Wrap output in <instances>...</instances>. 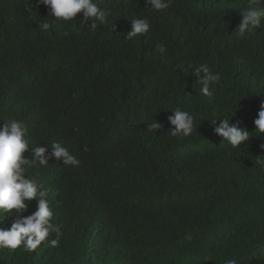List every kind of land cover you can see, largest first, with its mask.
<instances>
[{
    "label": "trees",
    "instance_id": "1",
    "mask_svg": "<svg viewBox=\"0 0 264 264\" xmlns=\"http://www.w3.org/2000/svg\"><path fill=\"white\" fill-rule=\"evenodd\" d=\"M99 3L110 15L93 31L80 13L57 21L40 0H0V120L24 122L30 147L61 142L80 161L29 173L48 192L59 245L4 249L0 264H264V133L253 123L264 26L235 31L249 0ZM131 17L151 31L127 39ZM201 63L220 75L211 103L189 67ZM177 107L195 116L188 137L170 135ZM231 116L250 133L241 147L213 132ZM35 210L32 200L24 215Z\"/></svg>",
    "mask_w": 264,
    "mask_h": 264
},
{
    "label": "clouds",
    "instance_id": "2",
    "mask_svg": "<svg viewBox=\"0 0 264 264\" xmlns=\"http://www.w3.org/2000/svg\"><path fill=\"white\" fill-rule=\"evenodd\" d=\"M49 8V15L53 20L69 22L79 18L81 25L90 23L91 30L108 23L110 13L100 7L99 0H40ZM172 0H145L146 8L161 11L169 7ZM242 19L235 31L240 38H245L255 29L264 26V0H249V6L240 10ZM131 30L127 32V39L138 35L143 36L151 31V23L147 17H131ZM43 31H48L52 24L47 20L40 23ZM160 53L166 51V45H157ZM191 74L194 81L200 85L199 95L207 97L209 103L215 98V88L220 83L219 73H213L207 63L193 67ZM240 106V105H239ZM167 117L171 126L170 135L173 137H188L193 133L195 116L188 110L179 107L171 110ZM0 221L8 217L12 219L10 227H0V251H10L22 248L33 252L42 242L48 241L49 246L57 247L59 240L48 237L51 233L59 235L60 227L54 224V212L50 206L48 192L43 185L31 176L30 169L39 165L47 167L51 159L62 161L64 165L78 166L80 161L61 142L30 147L27 139V126L16 119L0 120ZM147 122V121H146ZM213 132L227 141L233 148L241 147L242 142L250 138L249 131L240 126V122H232L227 118L211 122ZM255 132L264 133V100L259 104L257 116L253 121ZM149 131L157 132L162 124L156 120L147 122ZM260 147L264 149V144ZM36 201V210L28 215L24 213L30 202ZM226 264H237L235 258L228 259Z\"/></svg>",
    "mask_w": 264,
    "mask_h": 264
}]
</instances>
